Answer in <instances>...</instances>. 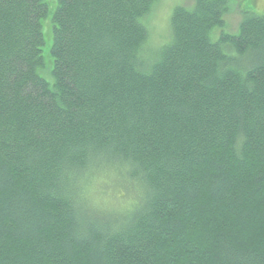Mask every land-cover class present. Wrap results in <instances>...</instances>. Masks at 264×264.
<instances>
[{
    "label": "trees",
    "instance_id": "1",
    "mask_svg": "<svg viewBox=\"0 0 264 264\" xmlns=\"http://www.w3.org/2000/svg\"><path fill=\"white\" fill-rule=\"evenodd\" d=\"M193 3L0 0V264H264V15Z\"/></svg>",
    "mask_w": 264,
    "mask_h": 264
},
{
    "label": "rangeland",
    "instance_id": "2",
    "mask_svg": "<svg viewBox=\"0 0 264 264\" xmlns=\"http://www.w3.org/2000/svg\"><path fill=\"white\" fill-rule=\"evenodd\" d=\"M156 2L154 11L147 18V27L150 33L149 47L152 49L161 48L171 41V17L174 9L178 6L191 9L194 6L193 0H156ZM245 12L246 14L250 12L256 15H264V0H231V9L225 17V30L229 33H239L240 24L248 15ZM44 32L47 42L46 53L52 46V38H49L47 27L46 29L44 27ZM45 78L50 83L53 82L52 76L51 79ZM107 193L104 191L102 198H107L109 196ZM111 195H113L112 192H110ZM115 199L112 197L108 201L112 200L117 204Z\"/></svg>",
    "mask_w": 264,
    "mask_h": 264
}]
</instances>
